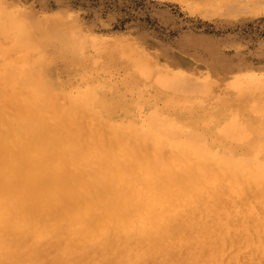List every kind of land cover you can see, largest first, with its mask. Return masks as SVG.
Here are the masks:
<instances>
[{"label": "bare ground", "instance_id": "obj_1", "mask_svg": "<svg viewBox=\"0 0 264 264\" xmlns=\"http://www.w3.org/2000/svg\"><path fill=\"white\" fill-rule=\"evenodd\" d=\"M2 3L0 264H264V85L56 48Z\"/></svg>", "mask_w": 264, "mask_h": 264}, {"label": "rangeland", "instance_id": "obj_2", "mask_svg": "<svg viewBox=\"0 0 264 264\" xmlns=\"http://www.w3.org/2000/svg\"><path fill=\"white\" fill-rule=\"evenodd\" d=\"M0 2L9 11L18 12L11 11L20 14L42 34L45 32L38 25L57 27L59 33L47 36L52 41L49 45L56 48L66 40L77 39L87 44L86 55H95L100 44L105 48L116 44L114 48L146 55L158 71L214 81L218 95H230L240 78L243 80L239 82L264 85V0ZM7 40L13 39L7 37ZM81 48L76 46L75 57L83 54ZM0 60H3L1 55ZM65 61L64 57L57 58L59 74L65 79H78L79 74L71 76ZM125 72V68L118 67L113 80L121 83ZM153 91L148 88L146 92L150 95Z\"/></svg>", "mask_w": 264, "mask_h": 264}]
</instances>
